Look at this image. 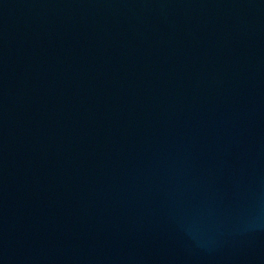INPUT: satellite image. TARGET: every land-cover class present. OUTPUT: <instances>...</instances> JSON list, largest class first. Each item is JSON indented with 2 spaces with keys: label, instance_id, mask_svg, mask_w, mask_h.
Segmentation results:
<instances>
[{
  "label": "water",
  "instance_id": "1",
  "mask_svg": "<svg viewBox=\"0 0 264 264\" xmlns=\"http://www.w3.org/2000/svg\"><path fill=\"white\" fill-rule=\"evenodd\" d=\"M53 0H0V92Z\"/></svg>",
  "mask_w": 264,
  "mask_h": 264
}]
</instances>
